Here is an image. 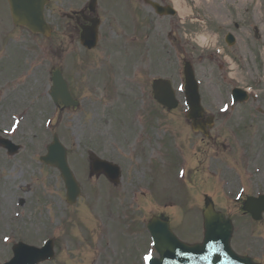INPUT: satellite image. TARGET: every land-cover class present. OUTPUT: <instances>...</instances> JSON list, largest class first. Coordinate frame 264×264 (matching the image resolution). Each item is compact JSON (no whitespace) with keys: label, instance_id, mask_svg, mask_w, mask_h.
Wrapping results in <instances>:
<instances>
[{"label":"rangeland","instance_id":"1","mask_svg":"<svg viewBox=\"0 0 264 264\" xmlns=\"http://www.w3.org/2000/svg\"><path fill=\"white\" fill-rule=\"evenodd\" d=\"M180 0L181 5L187 7L190 13H199L204 17V22H195V29L188 31L190 44L194 45L195 52L190 54L197 78L200 80L201 92L203 95V103L208 113L215 115V123L213 124L212 134L214 135L213 141H205V145L201 144L202 149L206 150L207 159L198 163V167L201 172L198 173V177H190L187 180V190L185 193L187 196L179 194L180 198H175L179 203L185 202V207L190 208L192 205L201 206V197L199 199H193L198 197L200 192H203L207 197L214 202L217 207L222 208L232 218L234 223V234L232 236L231 243L234 248L240 253L249 254V252L255 255V258H259L264 263V217L260 220H251L248 215H240V211L234 201L235 195L238 188H243L244 196L252 195L254 192V186L264 189V172L259 173L253 171L251 173L252 166L247 169L243 168L242 159L239 154L243 153L244 150L239 149L236 146V142L242 141V148L246 150V156L248 158L258 157L260 158L259 167L264 169V0ZM118 5L109 6V9H121ZM105 13H102L104 15ZM128 15H121L120 13L108 14V19L105 20V28L103 29L104 37L97 49L93 52L84 53L80 51L75 45L76 42H70L68 38H64L62 46H59V38L57 34L51 36L50 39H46L44 45L47 49H51L52 52L56 51V47H62L65 51L63 56L62 65L67 66L72 71L75 69L76 61L80 58L88 57L94 66L98 65L99 59L102 52L105 51L104 43L108 42V38H116L120 33L119 25L128 26V22H125ZM194 22V21H192ZM55 23V22H54ZM233 23L237 27L233 26ZM65 24H63L64 26ZM56 31H61V26L57 23L53 24ZM228 31L235 37L234 45H228L225 42L224 36ZM109 36V37H108ZM122 36V35H121ZM207 37V43H201V37ZM211 39H214L212 41ZM31 43H37V40H31ZM206 46H211L209 49ZM131 47L129 50L128 48ZM207 49L205 53L211 51V48L217 47L226 55L227 59L231 61L229 64L226 61L222 62V54L218 56L212 55L207 59L206 54L199 55V48ZM125 48L127 52L133 51L132 42L125 38ZM78 55L80 58H78ZM164 55H158V65L156 71H148L151 76H165L173 81L174 87H180L182 84L181 75V63L182 56L179 53L171 54L169 57V63L165 65V61H162ZM201 57V58H199ZM72 61V62H71ZM111 61L114 62L113 57ZM68 62V63H67ZM126 69H131L133 64L138 63V59L132 57L126 58ZM234 63L235 67L233 70L229 69ZM80 65V62H78ZM100 66V65H98ZM138 68V65L134 70ZM143 70V68L141 67ZM78 69L77 71H81ZM233 71V72H232ZM103 71L101 73H105ZM233 73V76L231 74ZM231 78H230V76ZM144 80V77H142ZM118 80L116 78L108 77L105 85H101L97 82L98 86L101 87L100 91H91L89 88H83L82 93L87 94L86 113L83 114L78 111H64L59 115L57 124L54 127L55 133H60V136L64 141L68 143V146L72 149V165L76 168L78 177L83 181L85 190L88 188L91 190L94 187L95 192L107 191L106 187H109L108 183L102 178L98 179L89 178L88 164L86 166V151H100L106 153L111 150L108 140L109 139H121L122 133H114V128L111 116L108 111H113L114 97L117 93H123L127 91L125 86L120 84L118 86ZM233 87H240L242 89L249 88L252 93L256 94L255 99L249 98L242 104L236 103L234 107H229L226 113H221L220 108L222 105L227 104L229 91ZM220 91V93H219ZM227 91V93H226ZM103 96V102L99 103L100 98L97 96ZM178 97L182 101V92H178ZM21 99H12L10 103H3L1 111L5 114L0 113V124L4 130H7L11 124V117L8 118L10 113L19 110L21 105ZM18 107H17V106ZM120 107V104H118ZM51 107V105H48ZM260 109V111H259ZM126 110V109H122ZM184 106L180 103L179 108L174 109L170 112L164 110L160 106L154 107L151 112L158 113V127L159 128H181L180 116L183 113ZM232 110V112H229ZM168 112V114H166ZM262 113L259 114V113ZM43 114H39L37 117H27L21 127L14 132V142H23L25 145L15 154L6 155L2 149H0V241L2 236H7L5 233V218L9 213L13 211L18 196L25 197L24 210L25 215L23 219L18 220L16 230L19 236L23 238L39 242L43 236V224L47 222L50 227H46L45 237L53 234L52 227L58 225V220L65 213L66 206L63 204L62 187L61 182L58 179V173L55 169L41 165L36 161L37 157L42 154L45 144L50 140L51 131L46 128V120L49 117H43ZM95 114V115H94ZM255 116V121L252 119ZM227 117V118H226ZM89 119V120H88ZM231 124L228 126V123ZM235 128L233 131L232 126ZM53 128V127H50ZM29 132L24 135L22 130ZM235 132V133H234ZM234 133V139L231 137ZM161 135V131L158 133ZM59 136V135H58ZM59 136V138H60ZM78 142L79 147H76ZM43 143V145H42ZM214 144H221L222 147L215 146ZM86 145L85 148H82ZM213 145V146H211ZM259 149V153L252 154L254 150ZM222 150V151H220ZM219 153V154H218ZM238 155V156H237ZM84 156V158L82 157ZM222 158L224 161H217V157ZM128 158H131L127 155ZM85 159V160H84ZM198 157L196 155L195 161ZM134 161V156L132 158ZM126 162V160H125ZM168 163H171L167 160ZM197 165V163H190ZM224 167L226 174L233 175L231 180L236 184L233 188L228 189V183L225 184V189L222 193L218 191L217 182H221V176L218 178L209 179L205 167L209 166L212 169L220 170ZM125 165V164H124ZM248 165V164H247ZM38 166V167H36ZM129 165H125V169ZM257 167V166H256ZM135 167H132V169ZM167 167H164L166 169ZM86 171V173H85ZM84 173V174H83ZM131 175L135 177L137 173L131 172ZM156 185L159 192L167 195L175 194V190H178L180 186L175 183L173 173L165 175L158 169L156 171ZM248 180L250 187L246 186V180ZM133 183L124 180L117 190L111 192L110 195L118 194L119 197L123 196L127 188ZM176 184V185H175ZM213 187V189H212ZM261 192V190H260ZM42 193L47 195L46 199H43ZM222 195H227L229 199H222ZM95 198V196H94ZM94 198L84 197L82 204H76L74 209H78L83 216L92 220V216L95 213V209L102 210L104 205L110 211V217L113 216V209L106 199L98 198L99 204L94 205ZM53 202V207H52ZM43 204L47 206L51 205L49 210L43 207ZM167 218L176 219L175 228L180 232H184L182 237L189 238L193 230H198L197 216H193V209L189 211V214L181 213L178 210H174L171 206L166 205ZM63 209V210H62ZM78 212V213H79ZM139 210L137 211V213ZM181 214V215H180ZM92 215V216H91ZM76 217L82 219V216L75 214ZM55 217V224L53 225ZM181 217L188 218L189 221L183 220L179 223ZM42 220V221H41ZM93 221V220H92ZM85 223L88 230L84 231L83 227L76 223L75 217L70 214L67 222L65 223L64 229L68 236H72L75 240H79L80 236L83 239V243H70L74 245V255L71 260L75 264H123L122 258L124 254L128 252L129 255L132 252L134 246L127 244L126 232L123 224L119 218L112 219V228L114 230V242L118 245V249L115 250L113 240L106 242V238L103 236V231L99 228L96 221ZM175 221V220H174ZM43 222V223H42ZM194 227V229H192ZM83 228V229H82ZM195 231V233L197 232ZM90 232L89 233H87ZM96 231V232H95ZM95 238V246H92V237ZM197 237V235H194ZM63 237L60 241L58 236L55 249L54 257L51 261L42 264H73L69 259H59L63 254L64 249ZM89 239L91 240L89 242ZM85 241H88L90 245H86ZM1 244V243H0ZM121 250H124L121 253ZM100 251L99 254L97 252ZM130 251V253H129ZM262 253L261 254H259ZM6 257L5 248L0 253V259ZM61 260V261H60ZM52 262V263H51ZM128 264V263H127Z\"/></svg>","mask_w":264,"mask_h":264},{"label":"water","instance_id":"2","mask_svg":"<svg viewBox=\"0 0 264 264\" xmlns=\"http://www.w3.org/2000/svg\"><path fill=\"white\" fill-rule=\"evenodd\" d=\"M39 2H40V0H38V3ZM37 9H41V7L39 5H37L34 15L38 19L37 21L40 24V26L42 28H46V25L44 24V22L42 20L41 14L40 15L36 14ZM23 15L27 16L25 11H23ZM26 23L30 24V22H26ZM33 26L35 27L36 25H33ZM186 78H187L188 90L190 91V93L192 95H194L195 91H194L192 80H191V78L189 76V72L188 71H187ZM165 95L167 97H165ZM165 95L158 93L157 97L160 98V100L163 103H167L168 102L167 98H170L169 95H168V88L167 87H166ZM191 100L194 101L193 97L191 98ZM194 105L197 106V103L194 102ZM195 109L197 110V107ZM0 142H3L4 144H9L8 142H5V141H0ZM51 150H54V145L51 147ZM58 154H60V152ZM46 162L55 163L58 166H60L62 171H63L64 177L66 178L67 183H69L71 185L72 190L76 189V187L74 186V184L72 183V181L70 180V178L68 176L67 167H66V164H65V162H64L62 157H61V160L59 161V160L56 159L55 155L52 154L49 158L46 159ZM15 251H18V248H16ZM46 257H47L46 255H41V254L38 255V254H36L33 259H34L35 263H37L39 260H41L43 258H46Z\"/></svg>","mask_w":264,"mask_h":264},{"label":"snow or ice","instance_id":"3","mask_svg":"<svg viewBox=\"0 0 264 264\" xmlns=\"http://www.w3.org/2000/svg\"><path fill=\"white\" fill-rule=\"evenodd\" d=\"M222 110L226 111L227 110V106H225V108L222 109ZM5 239H7V237H5ZM152 259H153V255H152L151 252H148L146 255L143 256V260H144L145 264H150Z\"/></svg>","mask_w":264,"mask_h":264},{"label":"bare ground","instance_id":"4","mask_svg":"<svg viewBox=\"0 0 264 264\" xmlns=\"http://www.w3.org/2000/svg\"><path fill=\"white\" fill-rule=\"evenodd\" d=\"M174 2H175V5L177 6V8L179 9V12H181V11L183 12V9L182 8L180 9V6L178 4L179 1L178 0H174Z\"/></svg>","mask_w":264,"mask_h":264}]
</instances>
